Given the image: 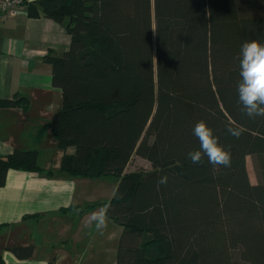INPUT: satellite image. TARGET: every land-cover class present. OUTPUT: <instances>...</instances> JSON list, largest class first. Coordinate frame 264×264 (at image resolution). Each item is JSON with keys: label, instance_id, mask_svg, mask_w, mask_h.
Wrapping results in <instances>:
<instances>
[{"label": "trees", "instance_id": "trees-1", "mask_svg": "<svg viewBox=\"0 0 264 264\" xmlns=\"http://www.w3.org/2000/svg\"><path fill=\"white\" fill-rule=\"evenodd\" d=\"M27 7L28 17L65 25L71 37L62 57L45 58L63 93L49 127L59 149H74L62 173L119 179L107 212L123 228L116 264H264V117L249 118L237 93L241 44L264 43V0H38ZM201 120L230 152V166L187 158L199 149L193 128ZM231 126L242 129L239 138ZM135 157L152 170L128 172ZM10 170L42 172L34 152L0 156V188ZM33 250L12 253L26 260Z\"/></svg>", "mask_w": 264, "mask_h": 264}, {"label": "crops", "instance_id": "crops-1", "mask_svg": "<svg viewBox=\"0 0 264 264\" xmlns=\"http://www.w3.org/2000/svg\"><path fill=\"white\" fill-rule=\"evenodd\" d=\"M70 44L65 25L44 17L0 23V156L34 152L42 169L40 173L10 170L0 188L4 264L117 261L123 228L108 218L107 227L98 232L92 214L114 198L119 179L62 173L63 158L74 149H59L49 127L62 110L63 93L53 86L52 67L45 58L62 57ZM9 101L20 105L3 106ZM15 247H33V254L21 260L12 253Z\"/></svg>", "mask_w": 264, "mask_h": 264}, {"label": "clouds", "instance_id": "clouds-1", "mask_svg": "<svg viewBox=\"0 0 264 264\" xmlns=\"http://www.w3.org/2000/svg\"><path fill=\"white\" fill-rule=\"evenodd\" d=\"M240 81L237 84V93L244 113L252 119L264 117V43L260 40H245L238 54ZM230 135L237 138L242 129L236 126L228 128ZM193 135L199 141V149L188 152L187 158L193 164H201L206 156L208 163L214 167H228L231 162L230 152L219 143L213 129L201 120L193 128ZM167 175L161 176L157 181V188L166 185ZM109 205L92 214L95 228L98 232L107 227V212Z\"/></svg>", "mask_w": 264, "mask_h": 264}, {"label": "built area", "instance_id": "built-area-1", "mask_svg": "<svg viewBox=\"0 0 264 264\" xmlns=\"http://www.w3.org/2000/svg\"><path fill=\"white\" fill-rule=\"evenodd\" d=\"M38 0H0V23L28 16V5Z\"/></svg>", "mask_w": 264, "mask_h": 264}, {"label": "rangeland", "instance_id": "rangeland-1", "mask_svg": "<svg viewBox=\"0 0 264 264\" xmlns=\"http://www.w3.org/2000/svg\"><path fill=\"white\" fill-rule=\"evenodd\" d=\"M247 168H248V172H249L251 182L255 185L258 184L259 175H258L257 170H256L255 161L253 160L252 157L247 158ZM151 170H152L151 165L147 161H145L141 158H136V157L132 160V162L128 168V172H137V171L150 172ZM114 179H116V178H114ZM116 183H117V181H116Z\"/></svg>", "mask_w": 264, "mask_h": 264}]
</instances>
